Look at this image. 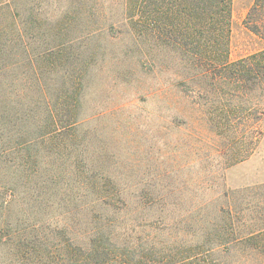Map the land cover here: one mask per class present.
<instances>
[{
  "label": "rangeland",
  "instance_id": "rangeland-1",
  "mask_svg": "<svg viewBox=\"0 0 264 264\" xmlns=\"http://www.w3.org/2000/svg\"><path fill=\"white\" fill-rule=\"evenodd\" d=\"M134 1L16 3L29 48L53 46L62 57L25 66L26 87H13L14 95L11 90L10 98L22 101L14 104L15 117L25 110L34 120L13 126L14 151L0 153V264H37L16 247L22 237L15 234L30 233L29 224L40 230L39 240L48 231L50 239H62L52 231L63 225L73 234L78 227L87 231L78 211L91 206L85 174L94 171L111 175L124 190L129 211L119 217L127 222L142 211L139 193L150 195L161 212L155 219L167 231L138 227L131 234L151 233L161 242L158 250L201 252L220 221L214 207L248 209L251 227L242 235L264 227L254 223L264 216L257 206L264 201V41L245 25L254 0L231 1L228 60H247L249 67L226 73L216 63L192 62L184 35L162 30L155 14L147 33L130 9ZM261 19L264 25V12H257L249 22ZM41 94L53 99L62 126L69 119L70 128L35 140L34 129L48 123ZM239 254L245 255L222 251L221 264H252Z\"/></svg>",
  "mask_w": 264,
  "mask_h": 264
},
{
  "label": "trees",
  "instance_id": "trees-1",
  "mask_svg": "<svg viewBox=\"0 0 264 264\" xmlns=\"http://www.w3.org/2000/svg\"><path fill=\"white\" fill-rule=\"evenodd\" d=\"M18 1L0 0V153L2 154L14 151L9 141L13 126L24 124V121L27 120H34L31 112L25 110H22L21 116L15 117L19 110H16L14 104L22 106V101L16 100L17 102H15L10 98L11 90L14 95L13 87H17L18 84L21 87H26L22 84L24 67L28 66L30 69H34L37 61H42L45 58L52 61L55 56L62 57V50L56 51L53 46L45 45L41 50L29 48L23 23L18 22V19L16 21L15 18L16 15L19 16L16 7ZM75 1H77L75 3H81L80 0ZM231 1L135 0L134 6L130 5V9L138 11V19H141L143 29L147 30V33H150L153 29L151 27L156 24L155 14L162 25V30L169 28V32H178L179 35L182 34L181 37L184 35L185 44L183 46L192 62L196 64L216 63L215 68L226 73L234 68L246 69L249 67L247 60L236 63H229L228 60ZM257 12H264V0H254L245 25L250 32L258 35L264 41V32L261 31L264 27L261 23L262 19L260 22L254 21L256 22L254 24L249 22L251 16ZM17 92L21 95L26 94V91L19 89ZM21 95H17V98L21 99ZM41 98L44 104L41 107L47 114L48 123L44 127L38 126L34 129L35 140L45 138L51 131L57 134L56 130L60 127L67 130L70 126L69 119H66V125L62 126L60 119L62 117L59 116L53 99L48 100L43 94H41ZM58 98L60 96L56 98V102L59 100ZM70 100L74 105L77 100L76 95ZM64 102L68 105L67 100ZM85 175L91 180L93 199L90 208L81 209V206V211L79 210L78 214H82L79 221L83 225L89 226L88 230L83 231L78 227L73 234L71 226L62 224L60 230L52 231L59 238L63 237L62 239L56 241L50 239L52 238L50 237L51 231H48L42 233V240H39L37 235L39 229L35 224H29L26 228L31 229L30 233L15 234L22 237L18 239L16 245L19 250L23 251L22 256L34 258L37 264H221L224 262L220 260L219 256L222 251L231 253L234 249H240L243 254L247 252L242 255L243 257L239 254L243 262L264 264V227L258 228L256 231H248L243 235L241 232V230L244 231L251 227L252 220L249 221L248 214L245 213L248 210L246 208H238L237 211H233L231 207H214L213 211L215 210L220 221L211 224V233L206 237L204 244L198 247L201 252L193 250L189 252L190 249H187L188 254L184 255L186 251L181 252L164 247L158 250L157 245L161 242L151 233L137 234V236L131 234L138 227H145L148 230H156V227H161L162 231H167V226H163L165 223L155 219V214L160 211L153 206V200L149 198L150 195L139 193L140 201L137 203L138 209L142 211L139 217L127 222L124 215L122 218L119 217L121 212L128 213L129 209L123 199L124 190H121L114 177L102 171H94L93 174ZM50 176L52 186L57 185V176L52 173ZM45 177L48 179L46 175ZM257 206L264 207V201ZM261 207H257V209L262 210ZM254 223L259 224L257 226L260 227V223H264V216L254 219ZM76 224L80 226L78 221ZM248 224L250 225L248 226ZM127 228L130 229V232ZM145 228L140 229L145 231ZM164 236L169 238L167 234ZM12 243L14 244L13 241ZM164 245L167 246V243ZM234 256L236 255L234 254Z\"/></svg>",
  "mask_w": 264,
  "mask_h": 264
}]
</instances>
